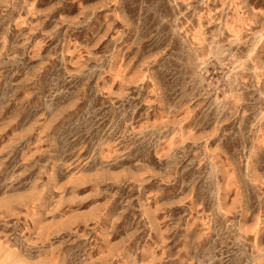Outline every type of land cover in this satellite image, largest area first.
<instances>
[{"label": "rangeland", "instance_id": "rangeland-1", "mask_svg": "<svg viewBox=\"0 0 264 264\" xmlns=\"http://www.w3.org/2000/svg\"><path fill=\"white\" fill-rule=\"evenodd\" d=\"M0 264H264V0H0Z\"/></svg>", "mask_w": 264, "mask_h": 264}]
</instances>
